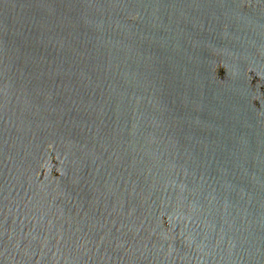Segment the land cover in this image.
<instances>
[{
    "label": "water",
    "instance_id": "95a60500",
    "mask_svg": "<svg viewBox=\"0 0 264 264\" xmlns=\"http://www.w3.org/2000/svg\"><path fill=\"white\" fill-rule=\"evenodd\" d=\"M0 264H264V0H0Z\"/></svg>",
    "mask_w": 264,
    "mask_h": 264
}]
</instances>
